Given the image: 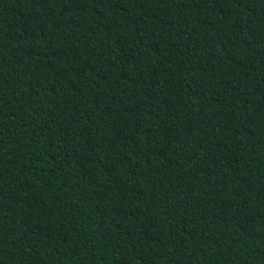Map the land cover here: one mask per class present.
<instances>
[{
	"label": "trees",
	"instance_id": "1",
	"mask_svg": "<svg viewBox=\"0 0 264 264\" xmlns=\"http://www.w3.org/2000/svg\"><path fill=\"white\" fill-rule=\"evenodd\" d=\"M0 264H264V0H0Z\"/></svg>",
	"mask_w": 264,
	"mask_h": 264
}]
</instances>
